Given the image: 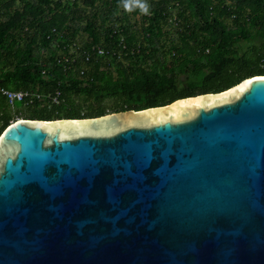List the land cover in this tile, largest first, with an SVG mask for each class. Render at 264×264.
Masks as SVG:
<instances>
[{
  "label": "water",
  "instance_id": "obj_1",
  "mask_svg": "<svg viewBox=\"0 0 264 264\" xmlns=\"http://www.w3.org/2000/svg\"><path fill=\"white\" fill-rule=\"evenodd\" d=\"M0 264H264V75L0 135Z\"/></svg>",
  "mask_w": 264,
  "mask_h": 264
},
{
  "label": "trees",
  "instance_id": "obj_2",
  "mask_svg": "<svg viewBox=\"0 0 264 264\" xmlns=\"http://www.w3.org/2000/svg\"><path fill=\"white\" fill-rule=\"evenodd\" d=\"M171 1L184 6L179 11L183 29L181 44L166 49L159 39L168 33L162 24ZM82 2L90 13L79 0H0V19L5 18L0 21V88L42 97L28 104L30 115L24 118L96 117L108 113V98L116 103L113 112L140 110L264 75V0H150L152 15L142 17L150 23L140 30L129 23L107 26L113 17L120 21L121 0ZM81 23L86 24L81 28ZM80 32L90 37L83 45L77 42ZM54 40L61 53L51 47ZM73 45L79 56L67 61L64 55ZM119 51L123 60L117 61ZM8 106L0 91L1 133L14 120Z\"/></svg>",
  "mask_w": 264,
  "mask_h": 264
},
{
  "label": "rangeland",
  "instance_id": "obj_3",
  "mask_svg": "<svg viewBox=\"0 0 264 264\" xmlns=\"http://www.w3.org/2000/svg\"><path fill=\"white\" fill-rule=\"evenodd\" d=\"M155 1H158V0H155ZM79 2L81 4L82 8H86V10H87L88 13H90L92 11V8H90L89 6L86 7L83 4L82 0H79ZM148 2H150V0H147V3ZM228 2H230V1H228ZM173 3H174V1H171L170 2L171 8L173 7ZM173 9H172V11L169 10L170 15H171V13H176L177 15H179V11L182 12L183 9H184V6L181 5L178 8H176L174 10ZM118 11H119L118 12V17L121 18L120 21H122V24L129 23L131 25V28L133 30H140V29H142V27H145V25H147V24L150 23L149 21H147L145 23V21L142 20V17H143V14L142 13H135L133 11L127 12V11H125L123 9V7L121 5L118 7ZM150 15H152V13H150ZM124 16H127V17L124 18ZM169 17L170 16H168L166 18V22H163V24H162V26L164 28V31H166V32L168 31V33H166L165 35H163L159 39V40H161V43H165L164 45L166 46V49L170 48L171 46H178V45L181 44V39H180L179 31H181L183 29V27H181V25L179 26V19H178V22H176V21L170 20ZM178 17L180 18V16H178ZM122 18H124V19H122ZM3 19H5V18L2 17L0 19V21L3 20ZM180 20H181V18H180ZM85 21L86 20H83V22H85ZM120 21L118 20V18H116V17L114 18L113 17L107 23V26L108 25L109 26H111V25H117V24H119ZM75 22L76 21L72 22V24L77 25V23H75ZM181 22H182V20H181ZM227 22L230 25V27L233 26V22H232L231 19L228 20ZM79 24L80 23H78V25ZM85 24L86 23H81V28H82V26L84 27ZM121 30L122 29H120V31ZM121 34H122L123 37H125L123 33H121ZM77 37H78L77 42H79L80 45H83L84 41L90 39V37L87 34H84V33H81V32H80L79 35H77ZM22 43L23 42H21V44ZM21 46L22 47L25 46L24 43ZM73 46H72V48H70V52L69 53L73 52ZM51 47L52 48H56L57 47L59 53L62 52L61 50H59V46H58L56 40L53 41ZM42 52H43V54H46V55L48 53L47 50H44V49L42 50ZM122 54H123V52L119 51V56L120 57L117 59V61L123 60ZM169 59H171L170 55H169ZM111 69L116 74V65L115 64H113L111 66ZM183 79H184V77H183ZM183 79H182V82L185 83V81ZM80 101H82V99H80ZM104 106L107 108V112L109 113V112H113V109L115 108L116 103H115V101H114L113 98H108V99L105 100ZM28 109H29V106L28 107L27 106H24V104H22L21 102L17 103L16 104V107H10V106H8V111L12 113L13 118H14V121H16L17 119H20L22 117H29L30 113H29V110ZM2 126H3V122H2V120L0 118V133H1V127Z\"/></svg>",
  "mask_w": 264,
  "mask_h": 264
},
{
  "label": "built area",
  "instance_id": "obj_4",
  "mask_svg": "<svg viewBox=\"0 0 264 264\" xmlns=\"http://www.w3.org/2000/svg\"><path fill=\"white\" fill-rule=\"evenodd\" d=\"M173 5L175 6L174 9L178 8V7H176L175 3H173ZM169 9H170V11H172L171 7H169ZM178 16L179 15H177L176 13H171L169 18L172 21L178 22V19H179ZM179 23H180V19H179ZM116 27H120V26H116ZM119 43H123V45H124L125 37L121 36ZM98 52L99 53H105L106 51L104 49H102V48H98ZM73 54H74V56L71 59H72V61H75V58H77L79 56V51H77V48H76L75 45L73 46V52L69 53V55H64V58L67 61H69V60H71L69 56H71ZM118 56H119V54H118ZM81 73H83V71H81ZM0 91L4 95V97H5L6 101H7V104L10 107H16V104L19 103V102L23 103L25 106H28V104H33L36 99H41L42 98L39 94L31 92V91H21V90L20 91H15V90L3 89V88H0ZM59 95H60V92L57 91L56 94L53 97V101L54 102L58 101L57 98H58Z\"/></svg>",
  "mask_w": 264,
  "mask_h": 264
},
{
  "label": "clouds",
  "instance_id": "obj_5",
  "mask_svg": "<svg viewBox=\"0 0 264 264\" xmlns=\"http://www.w3.org/2000/svg\"><path fill=\"white\" fill-rule=\"evenodd\" d=\"M121 6L127 12L138 9L142 14H150V5L147 3V0H121ZM120 23H122V21H120L119 24L113 26H120ZM12 122H14V120H12L11 123Z\"/></svg>",
  "mask_w": 264,
  "mask_h": 264
}]
</instances>
